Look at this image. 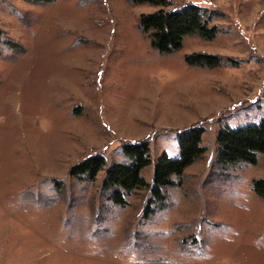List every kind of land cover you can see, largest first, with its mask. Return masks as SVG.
<instances>
[{"label":"rangeland","instance_id":"374dc122","mask_svg":"<svg viewBox=\"0 0 264 264\" xmlns=\"http://www.w3.org/2000/svg\"><path fill=\"white\" fill-rule=\"evenodd\" d=\"M165 2L0 0V264H264V152L221 165L216 143L264 119V0ZM191 4L215 37L159 53L140 15ZM196 53L220 64H189ZM190 128L204 153L162 200L151 187L110 200L123 145H148L152 186ZM91 155L105 160L96 177L73 176Z\"/></svg>","mask_w":264,"mask_h":264},{"label":"trees","instance_id":"16d2710c","mask_svg":"<svg viewBox=\"0 0 264 264\" xmlns=\"http://www.w3.org/2000/svg\"><path fill=\"white\" fill-rule=\"evenodd\" d=\"M41 1V0H37ZM140 3H150L166 6L165 0H135ZM205 9L191 4L179 10L158 9L139 17L141 32L151 40L152 46L159 52H172L182 46L185 35L195 34L206 39H213L217 28L208 26L205 19ZM210 17V16H208ZM189 64L196 66H216L220 64L217 56L210 54H191L185 57ZM202 128H190L179 134L177 144L179 155L169 158L163 155L156 161L152 174V186L141 175V170L149 164V148L145 143L125 144L122 154L125 161L114 163L106 170L105 188L111 189L109 196L115 204L124 205L125 195L137 188L151 187L154 198L162 200L161 188L171 185L173 175L180 176L184 169L204 153L200 144ZM218 144L217 161L224 165L228 163H256L259 152H264V119L258 125H245L237 128L224 127L216 138ZM105 160L101 155H91L83 158L71 169L76 177L86 176L93 180L104 167ZM257 196L264 198V178L253 181Z\"/></svg>","mask_w":264,"mask_h":264}]
</instances>
